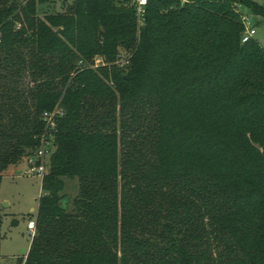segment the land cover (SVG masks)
<instances>
[{"label": "trees", "instance_id": "16d2710c", "mask_svg": "<svg viewBox=\"0 0 264 264\" xmlns=\"http://www.w3.org/2000/svg\"><path fill=\"white\" fill-rule=\"evenodd\" d=\"M45 1L0 0V182L64 110L25 264H264V5Z\"/></svg>", "mask_w": 264, "mask_h": 264}, {"label": "rangeland", "instance_id": "374dc122", "mask_svg": "<svg viewBox=\"0 0 264 264\" xmlns=\"http://www.w3.org/2000/svg\"><path fill=\"white\" fill-rule=\"evenodd\" d=\"M264 5V0H252ZM71 0H46L38 5L39 16L43 17L47 13L62 11V4L70 3ZM241 15L247 16L255 31V39L264 49V18L253 14L244 4H239ZM121 57H117L115 63L120 66L124 62L126 52L120 51ZM125 65V64H124ZM26 164L24 160L16 167L10 166L3 172L0 182V206L5 202L1 209L5 211L1 224L0 238V264L14 262L16 256L27 252L30 245V238L27 233L26 225L28 216L34 218L38 205V195L42 191L40 188V178L24 173ZM21 169L22 172L16 174L15 170ZM63 192L73 197L77 192L76 179H65ZM15 218L18 224L12 226L11 220ZM19 260V259H18Z\"/></svg>", "mask_w": 264, "mask_h": 264}, {"label": "built area", "instance_id": "2783aa9c", "mask_svg": "<svg viewBox=\"0 0 264 264\" xmlns=\"http://www.w3.org/2000/svg\"><path fill=\"white\" fill-rule=\"evenodd\" d=\"M121 1H123L127 5L134 7L137 24L138 26L141 25L145 17L148 0H121ZM184 1L185 0H180V2H184ZM241 21L244 26V31L241 36V41L246 42L249 39L253 38L255 31L247 16L241 15ZM119 57H121V55ZM123 59L125 61L121 62L120 66H124V64L127 63V59L126 58ZM78 65L81 67L87 66L92 69H95L99 66L105 65V62L103 61L101 56L97 55L94 56L89 62L80 60L78 62ZM63 115H64V110L59 106V104H56L50 110H45L42 112L40 116V120L42 122V128L35 135L36 145L31 151H29V153L24 158L26 167L23 172L32 176L39 177L41 182L40 188L44 176L48 173L51 155L55 151V147H56L55 133L57 128V121ZM41 194L42 191L39 193L38 198L40 197ZM26 229L31 241L36 230V215L34 218L28 219ZM26 253L19 254L18 256H16L17 260L9 264H25Z\"/></svg>", "mask_w": 264, "mask_h": 264}, {"label": "water", "instance_id": "95a60500", "mask_svg": "<svg viewBox=\"0 0 264 264\" xmlns=\"http://www.w3.org/2000/svg\"><path fill=\"white\" fill-rule=\"evenodd\" d=\"M58 31H59V29H58ZM4 204H5V202H2L1 206H3ZM17 224H18V220L15 219V218H12L11 225L14 226V225H17Z\"/></svg>", "mask_w": 264, "mask_h": 264}, {"label": "crops", "instance_id": "0c3cea01", "mask_svg": "<svg viewBox=\"0 0 264 264\" xmlns=\"http://www.w3.org/2000/svg\"><path fill=\"white\" fill-rule=\"evenodd\" d=\"M21 172H22L21 169H16V170H15V173H16V174L21 173ZM0 201H1V200H0ZM2 213L5 214V211L2 210Z\"/></svg>", "mask_w": 264, "mask_h": 264}]
</instances>
